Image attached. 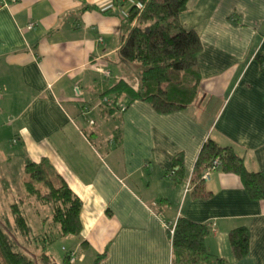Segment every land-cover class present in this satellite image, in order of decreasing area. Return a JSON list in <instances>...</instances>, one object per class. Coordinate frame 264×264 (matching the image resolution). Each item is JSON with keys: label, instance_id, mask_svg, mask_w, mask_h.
I'll return each instance as SVG.
<instances>
[{"label": "crops", "instance_id": "0c3cea01", "mask_svg": "<svg viewBox=\"0 0 264 264\" xmlns=\"http://www.w3.org/2000/svg\"><path fill=\"white\" fill-rule=\"evenodd\" d=\"M133 4L0 0V194L27 197L28 180L16 185L10 163L27 176V162L46 161L82 202L81 234L64 236L47 205L22 211L37 242L71 244L70 264L88 254L92 264H174L170 229L180 218L210 227L211 256L264 264V200L221 169L195 180L209 140L264 173V0L188 1L179 23L200 38L201 86L195 104L170 114L110 93L135 77L139 86L138 66L119 55ZM243 227L249 253L237 261L229 234Z\"/></svg>", "mask_w": 264, "mask_h": 264}, {"label": "trees", "instance_id": "16d2710c", "mask_svg": "<svg viewBox=\"0 0 264 264\" xmlns=\"http://www.w3.org/2000/svg\"><path fill=\"white\" fill-rule=\"evenodd\" d=\"M133 1L126 17L119 55L123 62L138 66L139 86L134 88L129 81L123 80L110 93L117 98L126 95L131 101L148 102L161 114L185 110L196 103L201 86L200 38L179 23L189 0ZM217 160L223 172L242 180L251 199L264 200V173L248 172L243 160L231 148H223L212 140L205 143L196 163L198 183L203 182L205 170ZM26 174L27 197L12 206L13 223L0 221V264H56L47 253L54 240L43 237L37 242L22 206L28 201L49 206L52 220L60 225L62 234L79 236L82 202L46 161L27 162ZM170 234L174 264H232L208 253L205 242L211 229L207 225L180 218ZM229 240L234 258L237 261L245 259L249 253V230L237 228L230 232ZM101 260L98 257L94 264ZM70 263V258L65 257L64 264Z\"/></svg>", "mask_w": 264, "mask_h": 264}, {"label": "rangeland", "instance_id": "374dc122", "mask_svg": "<svg viewBox=\"0 0 264 264\" xmlns=\"http://www.w3.org/2000/svg\"><path fill=\"white\" fill-rule=\"evenodd\" d=\"M137 79L138 78H132V83H134V85L137 84ZM137 88V87H136ZM119 110V109H118ZM108 121L107 119L104 120V123ZM108 126V124H107ZM107 144H109V142L107 141ZM7 168L13 173L14 175V180H12L13 182H15L16 185L20 184L23 181L28 180V177L25 175L24 172V168L21 169V164L19 163V161H13L12 163H10ZM2 173L5 172L4 168H2L0 170ZM22 173V174H21ZM19 175V177H18ZM9 182H11L8 179ZM1 191V190H0ZM21 190L20 188L17 189H13L11 191H8L6 195L4 194H0V221L1 222H7L8 220L11 221L13 223V215H12V206L14 204H16V202L18 203V198L21 197ZM63 247L64 248H68L69 250L71 249V244L70 245H66L65 243L61 242V241H57L56 243H54L51 247H49V251L50 253L53 255V257L55 258V260H61L60 262H62L63 258L65 257V252L63 251ZM33 249V248H31ZM76 258L72 260V263L74 261L79 260V256H75ZM87 260L84 263H80L78 262L77 264H92V260L91 256L88 254L87 256ZM58 258V259H57ZM62 264V263H61Z\"/></svg>", "mask_w": 264, "mask_h": 264}, {"label": "built area", "instance_id": "2783aa9c", "mask_svg": "<svg viewBox=\"0 0 264 264\" xmlns=\"http://www.w3.org/2000/svg\"><path fill=\"white\" fill-rule=\"evenodd\" d=\"M31 27V26H30ZM106 104H108L109 106H114L115 108H118L120 112L125 111V107H122L121 105H119L118 103H112L110 101H105ZM16 142V141H15ZM220 169V163L219 161H215L212 166L208 169L205 170L203 177H202V181H208L210 179L211 173ZM171 234H173V230L171 231Z\"/></svg>", "mask_w": 264, "mask_h": 264}]
</instances>
